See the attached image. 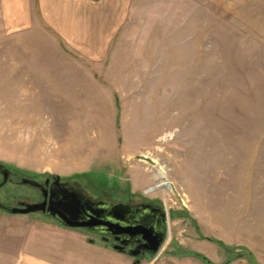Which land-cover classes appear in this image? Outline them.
<instances>
[{
	"label": "rangeland",
	"instance_id": "1",
	"mask_svg": "<svg viewBox=\"0 0 264 264\" xmlns=\"http://www.w3.org/2000/svg\"><path fill=\"white\" fill-rule=\"evenodd\" d=\"M5 2L0 63L34 69L0 64V164L162 207L140 264H264V0Z\"/></svg>",
	"mask_w": 264,
	"mask_h": 264
},
{
	"label": "water",
	"instance_id": "2",
	"mask_svg": "<svg viewBox=\"0 0 264 264\" xmlns=\"http://www.w3.org/2000/svg\"><path fill=\"white\" fill-rule=\"evenodd\" d=\"M50 178L49 189L37 181L31 182L42 189L44 201L8 206L0 200V209L9 214L42 213L64 227L94 232L103 241L113 236L118 242L112 245L113 249L135 258L136 264L146 254L157 255L161 251L168 236L167 213L162 207L153 203L95 200L69 181L62 182L59 174H51Z\"/></svg>",
	"mask_w": 264,
	"mask_h": 264
},
{
	"label": "crops",
	"instance_id": "3",
	"mask_svg": "<svg viewBox=\"0 0 264 264\" xmlns=\"http://www.w3.org/2000/svg\"><path fill=\"white\" fill-rule=\"evenodd\" d=\"M47 1L49 0H43V3L46 5ZM70 1L56 0L58 3H53L67 6L66 3ZM1 5H6L5 0H0ZM6 13L8 14V10ZM54 14L51 13L49 20H54ZM104 40L97 41L99 47H104ZM76 43L80 48V42ZM0 64L2 67H14L18 64L23 69L33 68L31 62L18 61L14 66L8 62ZM32 77L26 75L24 80L33 82ZM9 217L5 215V211L0 212V264H135L127 253L113 249L108 243L92 238L82 230L67 228L54 221L11 228Z\"/></svg>",
	"mask_w": 264,
	"mask_h": 264
},
{
	"label": "flooded vegetation",
	"instance_id": "4",
	"mask_svg": "<svg viewBox=\"0 0 264 264\" xmlns=\"http://www.w3.org/2000/svg\"><path fill=\"white\" fill-rule=\"evenodd\" d=\"M0 175L2 177V179H0V184L6 180L5 184L0 188V191L2 189H4V190L10 189V186H14V187L15 186L16 187L21 186L24 188V186L27 185V186H30L29 191L32 192V190H33V193H35L33 197H31L29 195L27 197L19 199L18 201H16V203H14L15 204L14 206H18L19 204L24 203V202H26V203H39V202L44 201V193H43L42 189L36 185H33L31 182L37 181L46 189H49L50 185L52 183V179L50 178V176H48L47 178L42 180L39 177H35V176H31V175H24L22 173H17L14 170L4 166L3 164H0ZM61 181L63 182L65 180L62 179ZM6 203L7 202H4L5 205L12 206L11 204L13 202H8L9 204H6ZM100 237L102 239V236H100ZM109 239H110L109 241H103V240L102 241L105 243H112V244L118 243L113 236H109Z\"/></svg>",
	"mask_w": 264,
	"mask_h": 264
},
{
	"label": "bare ground",
	"instance_id": "5",
	"mask_svg": "<svg viewBox=\"0 0 264 264\" xmlns=\"http://www.w3.org/2000/svg\"><path fill=\"white\" fill-rule=\"evenodd\" d=\"M166 183H163V185H165ZM153 190V189H152ZM152 190H150V192L152 191Z\"/></svg>",
	"mask_w": 264,
	"mask_h": 264
}]
</instances>
